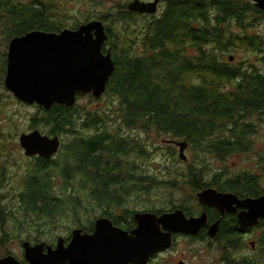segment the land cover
<instances>
[{
    "label": "trees",
    "instance_id": "1",
    "mask_svg": "<svg viewBox=\"0 0 264 264\" xmlns=\"http://www.w3.org/2000/svg\"><path fill=\"white\" fill-rule=\"evenodd\" d=\"M133 1L0 0V38L6 45L31 32L60 33L95 20L105 25L109 37L105 52H111L115 71L99 101L105 98L108 109L86 111L78 105H54L31 119L36 128L47 126L51 136L72 137L64 141L58 155L64 161L62 177L71 186L73 217L82 210L77 193L88 185L99 213L112 217L119 209L131 214L129 197L148 194L157 182L161 184L163 179L150 174L140 162L155 147L149 141L153 135L165 141L183 135L199 145L208 135L215 136L205 149L224 157L244 150L245 137L253 130L247 122L238 124L235 117L264 116V71H240L229 62L231 52L246 49L259 53L264 65L263 40L248 35L256 19L264 16L252 0H161L152 15L131 12L128 5ZM70 3L83 11L69 9ZM7 53H0V80L6 76ZM228 86L236 93L222 94ZM228 122L239 135L231 146L223 137L217 138ZM86 129L93 134L81 135ZM136 130L141 135L132 134ZM53 163L57 162L36 163L26 197L21 198L31 212L46 218L67 210L60 200L50 207L47 198ZM173 170L169 166L163 172L167 179L177 178L176 174L170 177ZM41 173L44 184L38 178ZM230 235L229 228L225 229L219 242L224 263L250 264L242 261L238 255L241 243ZM261 248L264 256V230Z\"/></svg>",
    "mask_w": 264,
    "mask_h": 264
},
{
    "label": "flooded vegetation",
    "instance_id": "2",
    "mask_svg": "<svg viewBox=\"0 0 264 264\" xmlns=\"http://www.w3.org/2000/svg\"><path fill=\"white\" fill-rule=\"evenodd\" d=\"M154 1L155 0L148 1V3ZM160 1L161 0H159L158 7L160 5ZM105 50L106 47L104 46L103 52L104 54H107L109 51L105 52ZM233 61L234 60L231 61L229 59V62ZM232 93L236 92L226 90V92H223L222 94ZM11 95L17 101L19 100L14 94L11 93ZM79 95L77 96V103L75 105H78L79 101L84 98H88L95 103L99 102V99L94 98L93 95H81V98ZM31 106H34L37 109V114H40L43 109L48 111L36 103L32 104ZM249 115H245V117H235V121L237 120L238 124L247 122L249 123L250 127L252 126L253 130L251 129L252 133L246 135L245 137L244 145L247 147H245V149L242 151L231 153L233 155L239 154L237 155L239 161H233V166H231L229 169L226 167L215 169L213 159L218 157V161L226 162L228 161V157L231 156L226 155L224 157H220L210 153L209 149H205V147L214 141L215 136L208 135L206 141L201 143L203 145H199L197 142H193L191 138H187L183 135L173 141H167L170 142L169 144L173 145L177 150L176 156L171 157V160L174 162V170L169 172L170 177L173 176V174H176L177 178L175 180L167 179V175L163 174V180L160 185L169 187L171 189H181L184 194V190L186 189L192 194V196H187L190 197V199L185 198V200L184 198H181L179 203L176 204L175 202H169L168 205L159 209H154L152 207L151 210L142 212H134L132 210L131 214H125L121 209H119L113 213L112 217L105 215V213H99L94 222L91 221L84 227L75 230H80L82 234L92 235L95 231V222L98 219L105 218L110 220L115 228L121 229L130 234L138 227V223L135 220L136 213H151L156 215L158 218L163 215L182 213L184 218L187 220L202 219L201 227L199 226L200 228L197 234L191 235L174 233L172 235V245L170 249L153 255L150 258L148 264L156 263L159 258H161V260L158 262V264H194L195 258H192L190 254L187 255L185 251L179 252L177 250V242L179 240H186L189 242L205 244L206 248L209 249L212 244H218L220 242V239L222 238V232L227 228H229V232L232 233L230 236L238 239L240 243L246 241L247 239H251L256 233L255 236L257 239L255 242L250 243V249L252 251L251 254H255L256 257L249 258L246 255H241L242 261L246 260L250 264H256L259 258H264L261 248V238L263 236L264 230L262 224L264 223V218L259 217L257 223L251 226L248 225L246 217L248 213H252L253 210L257 209V205H264V153L257 149L252 150V146L254 144L252 138L255 136L257 126V122L254 121V118L259 116ZM182 117L183 113L181 112L180 120H182ZM257 120H261V118L259 117ZM230 125L231 123L228 122L226 129L220 131L217 135V138L223 137L225 141L228 142V146H231V144H235L237 141H239V135H236V133L232 132V128L229 127ZM34 126L35 123L32 122V130L23 134H29L38 130L44 136H48L50 138L55 137L51 136L49 128V132L43 133L42 129L36 128ZM180 128H182V123H180ZM92 134L93 133L85 136H91ZM64 141L65 140L60 138L61 145L58 153L52 156L50 159H47L39 155L32 157L27 156L25 154L24 148L20 144L19 137L18 149L21 153H24L25 157H23L25 159L27 158L28 162L32 164L29 168V176L23 177L21 180L14 179L16 174L19 176L21 173L15 171V174L10 175L8 172V167L6 165L3 166V163L16 164V159L19 157L11 154L13 149H10L9 147L6 149L5 144H0V260L12 257L20 264H30L26 254L27 248L37 250L41 249L40 252H42V255H48L50 250L57 249L59 243L63 244L64 247L67 248L72 242L74 237L73 232L75 230H73L71 234H58V230L57 233H54V227L50 228L51 224H48L47 226L49 228L45 229V227H42V225L46 224H44V222L38 223L36 218H42V220L46 221L51 218V216L46 218V215H36L34 212H31L27 207H25V204L21 200V198L23 199L26 197L24 195L27 191V181L33 176V170L34 167H36V163L47 159L51 162H57L55 164L53 163L54 169L52 171L51 186L47 195V198L51 201L50 207L57 205L54 200L62 201L63 205L67 204V198L70 197L71 186H69L70 184L65 182L64 178L62 177L64 161H58V158L60 157L58 154L62 151V148H64ZM70 141L72 140H67V142ZM164 142L166 141L164 140ZM171 142H175V144ZM176 143L186 145L184 150L185 158L181 157L180 146L176 145ZM200 146L201 148H198ZM188 152H191V157L186 155ZM248 153H250L249 156L251 159L249 160V166L245 167L247 162L246 154ZM17 170H23V167L18 166ZM44 176L45 175L42 173L38 175L39 180H41L43 184L45 183V178H43ZM81 178L82 176L80 175L79 179ZM34 181L35 180L29 183L30 186H32L31 183ZM10 188H13L15 194H1L2 192L10 190ZM85 189V191H90L92 190V186L88 185V187ZM28 190H30L29 186ZM56 194H62L63 196L59 197L56 196ZM8 198L11 199L10 203H6V199ZM17 199L21 204H16ZM40 204H42V199L37 202V206H40ZM18 206L24 207L26 213H34L32 216L33 219L30 221V228L24 233H20L22 229L26 228L24 223L16 222L18 219L16 218L15 210ZM67 212L68 209L64 213ZM12 222H16L14 231H10L7 228V225L11 224ZM216 224L218 225L217 231L214 230V226H217ZM212 229L216 231V234L213 236L211 235V231H213ZM161 230L163 233H167V230H165L163 226L161 227ZM45 231L52 232L45 233ZM206 259H208V256H206Z\"/></svg>",
    "mask_w": 264,
    "mask_h": 264
},
{
    "label": "water",
    "instance_id": "3",
    "mask_svg": "<svg viewBox=\"0 0 264 264\" xmlns=\"http://www.w3.org/2000/svg\"><path fill=\"white\" fill-rule=\"evenodd\" d=\"M252 1L264 11V0ZM158 4L159 0L151 3L135 0L128 9L155 14ZM108 40L104 23L98 20L60 33L36 31L15 37L8 46L5 88L20 101L36 103L47 110L54 105L73 107L79 94L100 99L115 71L111 52H103ZM20 144L27 156L50 159L58 153L61 142L58 136L50 138L36 130L22 134ZM176 145L185 158L186 145ZM247 217L248 225L256 224L259 217L264 218V205H257ZM135 220L138 227L129 234L115 228L108 219H98L92 235L75 230L67 248L59 243L48 255H42L41 249L27 248L28 260L30 264H148L153 255L170 249L174 233L195 235L202 221L187 220L182 213L160 218L151 213H136ZM162 226L167 233H163ZM217 228L218 225L214 226V230ZM214 230L212 236L216 234ZM0 264L20 263L9 257L0 260Z\"/></svg>",
    "mask_w": 264,
    "mask_h": 264
},
{
    "label": "rangeland",
    "instance_id": "4",
    "mask_svg": "<svg viewBox=\"0 0 264 264\" xmlns=\"http://www.w3.org/2000/svg\"><path fill=\"white\" fill-rule=\"evenodd\" d=\"M144 2L153 1V0H141ZM109 6V4H108ZM71 10H81L83 8L81 6H76L74 3H70L68 6ZM256 26L254 30L250 32L249 36H257L261 38L264 42V16H261L259 19L255 21ZM234 31L237 32V29L234 28ZM8 45H6L2 39L0 38V53L3 51L8 52ZM234 57V61L230 62L231 67L240 68L241 70H249V69H258L259 71H264L263 61L260 59L259 53H252L247 51L246 49H237L231 54ZM226 60V59H225ZM227 91H231V86L226 88ZM105 98L97 103L92 102L88 98L81 99L78 103V107L84 108L86 111H94L96 109H108L105 107L106 101ZM38 113L37 109L34 106L26 104L20 100H16L13 98L11 93L5 88L4 79L0 80V144H5L6 149L8 147L13 149L11 153L14 156H18L19 158L16 159V164L13 163H3V166L8 167V172L10 175L15 174L14 172H19L21 175H15L14 179L21 180V178L29 176L30 171L29 168L32 164L28 162L24 157V153H21L18 149L19 146V137L23 133H28L32 130V118ZM259 117L254 118V121L257 122L255 136L252 138L254 144L252 146L253 149H257L260 152L264 153V116H260L261 120H257ZM111 128V127H110ZM39 129H42L44 132H49L48 127L45 125H40ZM92 133L91 130L83 131L81 130V135H90ZM142 132L138 130L132 131L134 135H141ZM65 141H67L69 138ZM7 141V142H6ZM149 141L152 144H155V147L150 149L149 154L150 156L147 159H143L140 162L144 166L145 170L148 171L150 174H156L163 179V172L168 169L170 166L174 169V162L171 160V156H176L177 150L173 145H170V142H164L163 139L158 138L156 135H153L149 138ZM65 150L63 151V153ZM63 153L61 155H63ZM188 157H191V152L186 154ZM239 154H231L228 156V161H218V157L214 160L215 169H219L222 167L230 168L233 166V161H239L237 158ZM241 155V154H240ZM246 164L245 167L249 166V160L251 157L249 156L250 153L246 154ZM264 155V154H263ZM24 156V157H23ZM61 159V156L59 160ZM20 161V162H19ZM18 166H22L23 170H17ZM78 179V178H77ZM79 180V179H78ZM154 187L150 193L148 194H139V195H132L128 199L127 207L131 208L134 212H142L151 210L152 207L154 209H159L168 205L169 202H175L176 204L179 203L181 198H189L187 196H192L190 192L186 189L185 194L182 192L181 189L175 188L171 189L169 187L160 185ZM86 192V194L84 193ZM72 193V192H71ZM70 193V195H71ZM183 193V194H182ZM1 194H15L13 188L2 192ZM87 191H81L77 193V197L80 196L82 200V210L78 212L77 217H73L72 213L70 212V203L69 198H67L66 207L68 209L67 213H61L63 215H54L48 220L44 221L42 218H36L38 223L44 222L46 225H42L45 229H48V224H51L50 228L54 227V233L58 234H71V232L75 229H79L84 227L85 225L89 224L91 221L94 222L97 218V214H99V208H97L96 203L89 197ZM184 195V196H183ZM56 196L62 197V194H56ZM186 200V199H185ZM11 199H6V203H10ZM16 204H21L18 199ZM16 218L18 219L16 222H23L26 228L22 229L20 233L27 232L30 228V221L34 213H26L25 208L22 206H18L15 210ZM15 218V219H16ZM12 222L11 224L7 225L8 230L14 231L15 230V223ZM47 226V227H46ZM28 227V228H27ZM60 229V230H59ZM51 233L52 231H45V233ZM256 233L253 235L251 239H247L246 241L242 242L239 246L238 255L241 257L246 255L249 258H255V254H251L250 243L255 242L257 237L255 236ZM176 248L179 252L185 251L187 255H191L192 258H195L194 264H225L224 257L222 256L220 244L214 243L212 246L207 249L205 244L189 242L186 240H179L176 244ZM208 256V259H206ZM158 261L154 264H158ZM256 264H264V258H259Z\"/></svg>",
    "mask_w": 264,
    "mask_h": 264
}]
</instances>
